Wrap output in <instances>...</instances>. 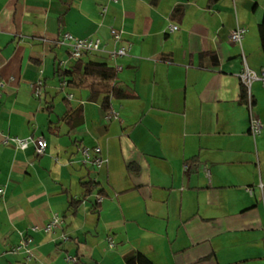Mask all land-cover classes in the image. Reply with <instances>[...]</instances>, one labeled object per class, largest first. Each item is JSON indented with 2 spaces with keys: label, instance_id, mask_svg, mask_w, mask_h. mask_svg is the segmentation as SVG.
I'll return each instance as SVG.
<instances>
[{
  "label": "crops",
  "instance_id": "0c3cea01",
  "mask_svg": "<svg viewBox=\"0 0 264 264\" xmlns=\"http://www.w3.org/2000/svg\"><path fill=\"white\" fill-rule=\"evenodd\" d=\"M263 18L264 0H0V264H25L10 253L23 236L28 264H128L138 253L154 264H264V128L250 134L251 114L264 127V85L241 77L264 70ZM238 26L242 46L229 40ZM64 33L108 51L130 43L123 58H84L122 65L117 79L79 73L62 85ZM105 104L119 119L106 120ZM68 110L83 111L74 128ZM6 137H44L46 153ZM83 146H100L107 164L85 166ZM88 181L99 187L86 196ZM55 215L62 229L32 230Z\"/></svg>",
  "mask_w": 264,
  "mask_h": 264
},
{
  "label": "built area",
  "instance_id": "2783aa9c",
  "mask_svg": "<svg viewBox=\"0 0 264 264\" xmlns=\"http://www.w3.org/2000/svg\"><path fill=\"white\" fill-rule=\"evenodd\" d=\"M179 30V26L176 24H171L168 28L169 33H174ZM111 34L113 37V40L115 44H118L120 42H123V37L125 32L120 29H111ZM247 29L245 27L238 26L236 29H234L229 36V40L237 45L242 46V43L246 37ZM61 45L65 46L67 48L68 52V59L61 63V67L66 69L69 67L70 63L72 61H78L82 58H84L86 55H94L98 53H106L109 55L112 59H118L123 58L129 55V52L131 50V44L126 43L121 45L120 47H115V49L108 51L106 49V45L104 44L103 40L100 38H77L74 35L70 33H64L62 35V39L60 41ZM245 60V57H244ZM122 65L116 66V70L120 71L122 70ZM243 81L245 82L247 87H251L252 83L256 80L262 81L264 85V70L262 71L261 76H257L256 73L250 71L249 68L246 67L245 71L241 75ZM35 95L40 96L41 89L40 84H37L36 86H33ZM3 89H4V82L1 79L0 76V99L3 97ZM70 98L73 96L70 95ZM252 101L251 97L249 99V106L251 108ZM114 119H119V114L116 111H108L106 114V120L111 121ZM263 123L262 121L254 117L251 114V121H250V134L254 139L259 137L263 132ZM5 142L14 143L18 149L20 150H26L30 147V145H34L36 153L38 156H43L46 153L47 150V140L44 137H29V138H19V137H6ZM80 153L82 156L81 162L88 167H91L95 170L102 169L108 162V159L104 156L103 150L100 146H94V147H88L83 146L80 148ZM187 167H185L186 169ZM251 192V189H249ZM5 195L4 188H0V196ZM103 201V196L98 195L97 196V204H101ZM64 227V220L59 215L53 216V218L43 227L39 228L37 226H34L32 228L33 231H42L45 234H50L55 232L57 229H62ZM63 241H68L69 237L67 235L62 236ZM109 247L113 249L116 244L112 237L108 238ZM31 243L32 239L23 236L21 241L18 245L13 247L10 250V253L13 255H24L25 257V264H28L29 261L32 260V250H31ZM66 261L70 263L77 264L79 259L76 256H70L66 255L65 257Z\"/></svg>",
  "mask_w": 264,
  "mask_h": 264
},
{
  "label": "trees",
  "instance_id": "16d2710c",
  "mask_svg": "<svg viewBox=\"0 0 264 264\" xmlns=\"http://www.w3.org/2000/svg\"><path fill=\"white\" fill-rule=\"evenodd\" d=\"M221 0H208L209 6H213L220 2ZM257 7V4L255 5L254 8ZM186 7L178 6L174 12H173V17H179L182 18L184 16ZM259 35L261 39V44L264 47V18L263 21L259 25ZM92 55H86L85 57H89ZM84 57V58H85ZM84 58L80 59L77 61L75 66L70 69L66 68L63 70H59L60 77L62 80V85H65V87H70L72 82L71 78L75 77L79 73H82L83 76L85 77H100L102 80H107V81H114L118 77V71L115 68L110 67L107 63L103 62H94V61H89L85 62ZM113 96L117 98H122L125 95L118 89L113 88L112 90ZM247 88L243 87L242 89V98L247 99ZM66 102V100H65ZM105 110L108 112L110 111L108 104L104 105ZM67 120L69 121V125L71 128H74L78 124H80L84 118V114L82 110H78L73 112L72 110H68V113L66 115ZM83 188L85 189V195H91L96 189H98L99 185L92 182H83L82 183ZM101 196H104V191H99L98 193ZM79 204V201L73 202L72 208H76ZM128 264H154L146 255L143 253H138L136 256L132 257L129 261Z\"/></svg>",
  "mask_w": 264,
  "mask_h": 264
}]
</instances>
